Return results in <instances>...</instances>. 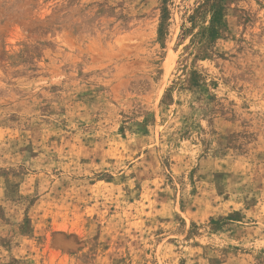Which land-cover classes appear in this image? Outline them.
Segmentation results:
<instances>
[{"label": "rangeland", "instance_id": "rangeland-1", "mask_svg": "<svg viewBox=\"0 0 264 264\" xmlns=\"http://www.w3.org/2000/svg\"><path fill=\"white\" fill-rule=\"evenodd\" d=\"M0 264H264V0H0Z\"/></svg>", "mask_w": 264, "mask_h": 264}]
</instances>
